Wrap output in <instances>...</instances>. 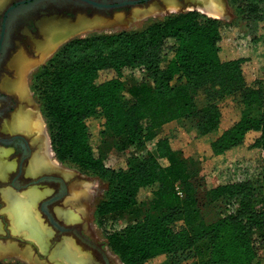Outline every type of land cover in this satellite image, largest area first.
Here are the masks:
<instances>
[{"label":"trees","instance_id":"obj_1","mask_svg":"<svg viewBox=\"0 0 264 264\" xmlns=\"http://www.w3.org/2000/svg\"><path fill=\"white\" fill-rule=\"evenodd\" d=\"M228 2L250 39L258 38L264 0ZM57 9L73 17L71 9ZM238 27L197 9L171 12L140 29L71 37L30 76L55 158L107 183L105 196L93 204V218L103 221L111 213L149 206L127 226L105 231L107 246L123 264L181 254L190 260L185 264H262L257 239H264V196L257 182L264 167L211 187L209 202L225 204L226 212L207 221L186 187L189 164L178 148L194 134L218 128L222 105L231 101L237 113L205 149L212 155L264 151V105L258 104L264 101V77L240 50ZM138 68L142 79L128 82ZM124 89L129 97L122 101ZM198 95L208 100L201 108ZM180 118L193 122L196 133L174 131L157 141V155H140L158 127ZM99 120L116 137L119 151H127L124 166L105 165L94 146ZM0 264L27 263L3 258Z\"/></svg>","mask_w":264,"mask_h":264},{"label":"rangeland","instance_id":"obj_2","mask_svg":"<svg viewBox=\"0 0 264 264\" xmlns=\"http://www.w3.org/2000/svg\"><path fill=\"white\" fill-rule=\"evenodd\" d=\"M156 1L161 2L162 0ZM222 2L223 10H225V12L222 17L218 18L225 19L226 21H233L239 25V36L237 39V44L240 50L244 53L249 54L250 60L256 64V67L259 70V76L264 77V31L262 32V30H260V35L258 36V38L251 40L248 26L246 25V23H244L237 17L234 7L229 4L228 0H222ZM178 4V9L172 12L192 10L188 9L187 6L194 5L190 0H179ZM87 10H89L90 12L93 11L91 9ZM160 10L161 14L157 16H162L171 13L166 3H162L159 11ZM102 13L105 14V16H112V10L102 11ZM152 17L156 16L151 15L145 19L133 23H127L121 19L109 21L104 26L94 28L86 34L91 32H116L122 29H140L141 27H143L145 22ZM249 63L251 62H248L247 64ZM143 75L144 74L142 70L138 68L134 71L131 76L127 78V81L130 82L132 80H141ZM128 97L129 94L126 89L120 92V99L122 101H125ZM13 102H15V99L10 98L7 103L8 105H12ZM195 103L197 107L201 108L208 103V100L205 99L203 95H198L196 97ZM258 104L264 105V101H260L258 102ZM222 111L223 113L220 126L200 136L194 134L196 132L193 127V122H191L189 119L180 118L165 123L156 129L155 137L151 140L146 141L143 148L139 151L140 155H145L147 153H154L155 155H157V141L165 135H170L174 131H185L189 134H194V136L190 135L191 138L187 140V142H185L183 145L178 146V148L181 149L182 156L188 161L189 164L188 171L190 174V179L186 187H190V189H192L191 193L197 197L201 213L207 221H212L226 212L225 204L209 202L208 191L211 187L219 183H225L233 179V177L235 178L239 173H242L243 175H253L256 173V171L260 172L264 167V153L262 152H260L259 154L254 153L252 155L249 152L243 151H240L237 154L222 153L212 155L207 149H205V145H207L210 141L214 140L219 135L223 127L227 125L237 113L234 103H232L231 101L222 105ZM92 139L94 142V146L97 148V150L101 152L105 165L124 166L123 157L127 154V151H119L117 147L116 137L113 135L111 130L105 128L102 125V120L98 121L93 131ZM158 160L162 165L168 164V161L165 158L158 157ZM73 170L74 178L80 179L85 182V186L76 194L75 197L86 195L87 202H83L82 204L67 205L69 206V208H73V212L76 211L78 215L76 216V218L67 217L65 220L71 221L73 219H76L77 221H79L76 225L79 227L82 226L80 230L83 232V234L87 237H91V239H93L96 244H98L102 248L103 252L109 259L110 264H123L118 258V256L115 255L107 246V242L105 239V231L118 230L127 226L135 219L142 217V215L148 209L149 206L147 204L136 205L122 212L108 214L106 215V218L103 221L97 220V218H93V204L95 200L99 201L105 196V193L108 189L107 183L101 181L100 179L94 176L83 174L75 169ZM257 183L260 184V192L261 195L264 196V170L262 179L260 180V182ZM47 184L52 185L53 189L47 190L48 192L40 193L38 203L57 193V185L53 181L43 183L40 182L39 186H45ZM180 188H182V186ZM68 193H73V190ZM4 205L5 201L0 199V223H4L5 226H7L8 214L5 212V210L2 211ZM36 206V213L41 216L42 222L45 224L49 233H53L55 239L59 238V236H61V233L54 230V228L43 219L42 212L39 209V205ZM50 208L54 209L53 206H51ZM10 234L11 233L9 231H5L0 234V237L5 240L11 239V242L20 241V238L18 239V237ZM60 238L63 239V241L65 239H68L69 241L73 242L70 237L61 236ZM257 240L260 244L261 249V262L262 264H264V239ZM53 244L54 243L48 245L47 250L37 246L33 247L32 258L30 257V259H35V262H38L39 260L46 262L47 260L48 264H50V262H54L53 259L55 258L54 256H52L53 250L49 251V248H52L54 246ZM28 245V241H22L18 246L21 250V248L23 249ZM73 246H75L74 242ZM86 248L88 253H93L95 255V251H92V249H89V247ZM19 256L27 259V257H24L25 255L22 253L8 255L0 259L16 258L24 260ZM187 261H190L187 256L185 254H181L170 256L167 259H162V257H160L155 261L151 262L150 264H185L187 263ZM35 262L33 260L29 261V263L31 264H35Z\"/></svg>","mask_w":264,"mask_h":264},{"label":"crops","instance_id":"obj_3","mask_svg":"<svg viewBox=\"0 0 264 264\" xmlns=\"http://www.w3.org/2000/svg\"><path fill=\"white\" fill-rule=\"evenodd\" d=\"M14 1L16 0H0V15ZM168 2L177 5L179 0H162L161 2L152 0L146 4H139L114 10L112 11V16H105L100 13H94L92 15L78 13L74 18L58 15L40 16L35 18L33 21L35 27L34 30L24 26L20 27L17 36L15 35L11 38L9 53L0 68V92L6 93L16 99V104L13 110L10 111L6 117L0 118V136H17L21 147H23L22 153H25V159L22 164H19L20 159L15 154L14 146L0 143V199L5 201L8 197L12 198L17 195H24L25 193L30 192L29 190L36 191L38 196L34 202L35 204L32 203V205L34 204L32 208L35 211L37 208L36 205L41 203V201L38 203L40 193L52 190V185L47 184L45 186H39V184H27V182L24 183L21 188H17L13 186V181L17 176H19L24 182L34 181V179H39L45 175L54 176L55 179L53 181L56 185L57 183L60 187L65 185L67 189L66 195H64L61 200L53 204L54 213L64 219L70 217L66 214V212L70 210L69 214H72L74 209L69 208L67 205L73 204L72 197L74 192L70 194L68 192L73 190V185L76 184L82 186L85 182L74 178L73 168L64 166L60 162L58 164L53 163L55 155L52 152L51 143L49 142V135L45 121L33 98V93L29 85L30 76L35 69L47 61V59L58 49L60 45L71 37L86 34L94 28L104 26L109 21L121 19L127 23H133L151 15H159L161 14V10L159 11V9L161 8L162 3L167 4ZM146 8L150 9L151 12ZM46 43L50 46L48 44L46 46ZM41 47H44V49ZM31 113L35 114L36 118ZM31 118L39 121V133H32L31 130L29 132V130L25 127L27 120H30ZM21 125L24 127L22 128ZM48 149L51 153L48 152ZM40 152L43 154L42 156ZM44 154H47L46 156L48 157H45ZM42 157L44 160H42ZM45 158L48 159L45 160ZM18 167L21 169L20 172ZM6 206L7 205L5 203L2 208L5 212V208H7ZM70 243L71 241L65 239L62 243L49 248V251L53 250L52 256L55 258L53 259L55 263L50 262V264H74L72 259H69L68 248ZM42 249L47 250L48 246ZM23 259L24 260H19H22L27 264H31L29 263L30 260L35 262V259ZM35 264L48 263L47 260L46 262L39 260L38 262H35Z\"/></svg>","mask_w":264,"mask_h":264},{"label":"flooded vegetation","instance_id":"obj_4","mask_svg":"<svg viewBox=\"0 0 264 264\" xmlns=\"http://www.w3.org/2000/svg\"><path fill=\"white\" fill-rule=\"evenodd\" d=\"M19 1H21V0H16V1L12 2L10 5H13ZM150 1H152V0L141 1L140 3L134 4V5L146 4V3H149ZM153 1H156V0H153ZM134 5H125V6H122L119 8H110V9H102V10L97 9L91 5L83 7V6L75 5V4L70 3V2L60 3V1L50 2V3L47 2L45 4L38 5V7H36L34 10L30 11L27 14L26 20H25L24 16L20 15L7 24V27H6L7 44L5 45V50L0 52V68L2 66V63H4V61H5L7 54L9 53V48L11 46V38L15 35L17 36L21 26L28 27L29 29L34 30L35 27H34L33 21L37 17L46 16V15H58V16H67V17L74 18L78 13H83V14H87V15H92L94 13L103 14L102 11H106V10L114 11L117 9H122V8L130 7V6H134ZM59 7H67L69 9H71L72 13H73V17L70 16L69 14H67V12H66L67 10L66 11H62V10L59 11L57 9ZM7 8L0 15V31H1V23H2L3 18L5 17L4 15H5ZM87 9H91L93 11L90 12ZM76 36H78V35H76ZM10 98L15 99V97H12L10 95H7L6 93L0 92V118L6 117L7 114H9V112L13 110V108L16 104V99L12 105H8L7 102H8V100H10ZM5 103H7V104H5ZM0 143L4 144V145L14 146L15 154L20 159L19 164L23 163V161L25 159V153L24 154L22 153L23 147H21V144L19 142V138H17V136H0ZM18 170H19V172L21 171L20 167H18ZM37 180L38 179H34V181L32 180V181L24 182L23 180L20 179L19 176H17L16 179L13 181V186H15L17 188H21L24 183L28 182L27 184H31V183L34 184V182ZM51 181H53V180H51ZM60 188L61 187L57 183V192L59 191ZM34 192L37 193L36 191H34ZM40 205H41V203L39 204V208H40ZM51 206H53V204L49 205L47 207L48 211L53 215V217L55 219H57L59 221V223L63 226L64 229L59 230L53 226L52 227L54 228V230L61 233V236L70 237L72 239V241L74 242L75 246H73V242H71L69 244V248H68L69 259H72V262L74 264H110V261L107 258V256L105 255V253L103 252L102 248L98 244H96V242L93 239H91V237H87L83 234V232L80 230V228H82V226L79 227L76 225L79 221H77L76 219H73L71 221L70 220L67 221L64 218L59 217L58 215H56V213H54V210L52 208H50ZM66 214L72 218H76V217L72 216L71 214H69L68 212H66ZM42 217L46 222H48V218L46 217L45 213H42ZM49 236H48V245L54 243L53 245L55 246V245L63 242V239L60 238L61 236H59V238H56V239L54 238L53 233ZM46 241H47V239H46ZM36 246L39 247L38 244L34 242L32 244V249H33V247H36ZM86 247H89V249H92V251H95V255L93 253H88L86 250L87 249Z\"/></svg>","mask_w":264,"mask_h":264},{"label":"bare ground","instance_id":"obj_5","mask_svg":"<svg viewBox=\"0 0 264 264\" xmlns=\"http://www.w3.org/2000/svg\"><path fill=\"white\" fill-rule=\"evenodd\" d=\"M194 5L187 6L188 9H199L200 11L204 12L207 15H210L212 17H222L225 10H223L222 0H190ZM187 3V2H186ZM170 11H176L178 9V5L172 4L170 2L167 3ZM153 7V6H152ZM186 7V6H185ZM150 11V9L146 8ZM146 10V12H147ZM142 11V10H141ZM145 12V11H144ZM151 12V11H150ZM75 30V29H74ZM51 42V41H50ZM48 43L45 45L47 46ZM49 45V44H48ZM43 46V45H42ZM50 46V45H49ZM52 46V45H51ZM54 46V45H53ZM55 47V46H54ZM44 49V47H41ZM41 53V51H40ZM32 65V64H31ZM22 66V64H21ZM26 66V65H25ZM22 69V68H21ZM20 75V74H19ZM21 76V75H20ZM23 82V81H22ZM22 84V83H21ZM21 88V86H20ZM22 89V88H21ZM20 90V89H19ZM22 92V91H21ZM30 97V96H29ZM23 99V98H22ZM27 110V109H26ZM29 110V109H28ZM33 111V110H32ZM31 112V111H30ZM35 113V112H34ZM25 114V113H24ZM33 114V113H31ZM35 117V114H33ZM40 116V115H39ZM30 118V115H29ZM36 118V117H35ZM15 120V119H14ZM13 122V121H12ZM25 124V123H24ZM39 121L31 118L30 120H27L25 127L33 132L39 133L40 131V125ZM23 125V124H22ZM21 127L23 128L24 126ZM20 127V128H21ZM25 130V129H24ZM36 135V134H35ZM49 137V136H48ZM43 139V138H42ZM42 142V141H41ZM50 142V139H49ZM39 143V142H38ZM45 145V144H44ZM51 145V144H50ZM39 148V147H38ZM43 149V147H42ZM48 152L50 150L48 149ZM53 152V150H52ZM3 153V152H2ZM41 153V152H40ZM54 153V152H53ZM43 154L41 153V156ZM47 155V154H46ZM44 154L45 157H48ZM40 156V155H39ZM43 156V157H44ZM52 156V155H51ZM42 157V158H43ZM40 158V157H39ZM48 158H45L47 160ZM39 160V159H38ZM44 160V158L42 159ZM51 161V160H50ZM54 164H58L59 162L55 158L53 160ZM43 163V161H42ZM46 164V163H44ZM50 164V163H49ZM40 165V163H39ZM42 165V164H41ZM56 168V167H55ZM85 186L84 185H73V192L74 195L72 197L73 204H82L83 202H87L86 195H81L80 197H75L76 194ZM5 190V189H4ZM11 191V190H10ZM30 192L25 193L21 196L16 197H8L5 199L6 203V212L8 214V225L5 226L4 223H0V234H2L5 231H10V233L13 236L20 238V241H13L5 240L2 237H0V258L5 257L7 255L12 254H20L23 253L29 259L32 256V244L35 242L38 244L39 247L46 248L48 246V236L51 234L49 233L48 229L46 228L45 224L42 222L41 217L38 213H36L33 210L32 206L35 204V200L38 196V193H35L33 190H29ZM3 192V191H2ZM3 198V197H2ZM71 201V200H70ZM69 201V202H70ZM32 203H34L32 205ZM71 203V202H70ZM4 211V209L2 210ZM70 213V210L67 211ZM72 213V211H71ZM72 216L76 217L77 213L76 211L71 214ZM5 222V221H3ZM7 234V233H6ZM10 234V235H11ZM12 237V236H11ZM15 237V238H16ZM47 239V241H46ZM22 241H28L29 245L27 247H24L20 250L19 244ZM30 247V248H29ZM56 252V250H55ZM118 262V261H117ZM120 264V263H117Z\"/></svg>","mask_w":264,"mask_h":264},{"label":"water","instance_id":"obj_6","mask_svg":"<svg viewBox=\"0 0 264 264\" xmlns=\"http://www.w3.org/2000/svg\"><path fill=\"white\" fill-rule=\"evenodd\" d=\"M60 3H73L78 6H88L91 5L97 9H110V8H119L125 5H134L137 3H140L141 1H147V0H21L13 5H10L6 12L5 17L2 20L1 23V31H0V52L5 50V45L7 44V34H6V27L7 24L17 18L18 16H24L25 20L27 19V14L34 10L38 5H42L45 3L50 2H58ZM198 10V9H197ZM172 12V11H171ZM202 12V11H201ZM54 176H42L37 181L34 182V184H38L40 182L54 180ZM67 189L66 186L62 185V187L59 189V191L47 198L41 201L40 210L42 213H45L46 217L48 218V223L59 229L63 230V226L59 223L57 219L53 217V215L48 211L47 207L49 205H52L59 201L64 195H66Z\"/></svg>","mask_w":264,"mask_h":264},{"label":"built area","instance_id":"obj_7","mask_svg":"<svg viewBox=\"0 0 264 264\" xmlns=\"http://www.w3.org/2000/svg\"><path fill=\"white\" fill-rule=\"evenodd\" d=\"M263 153H264V151H263ZM178 192L181 194V191L180 190H178Z\"/></svg>","mask_w":264,"mask_h":264}]
</instances>
